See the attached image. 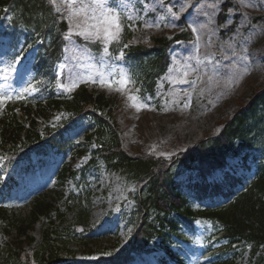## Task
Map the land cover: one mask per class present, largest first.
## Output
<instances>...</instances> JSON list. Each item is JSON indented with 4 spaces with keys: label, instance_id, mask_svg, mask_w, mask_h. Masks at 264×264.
Segmentation results:
<instances>
[{
    "label": "rangeland",
    "instance_id": "obj_1",
    "mask_svg": "<svg viewBox=\"0 0 264 264\" xmlns=\"http://www.w3.org/2000/svg\"><path fill=\"white\" fill-rule=\"evenodd\" d=\"M119 2L120 0H110L113 6ZM152 2L153 0H143V3L150 4ZM165 3H174V0H165ZM250 3L253 4V7L247 8L245 11L249 13L251 23H245L244 27L240 28L241 14L228 12L224 23L220 24L218 21L220 12H218L215 23L210 25V28L216 29V34L211 37L212 45L207 43L209 36L208 30H205L199 41V53L195 51V45L192 43L197 35L193 32V39L190 42L177 43L169 50V66L165 74L158 80L154 96L145 98L139 93L141 97L145 98L148 107L137 111L128 101L125 93L114 90L116 87L114 84L109 87L107 84L86 82L77 86L85 85L95 96L103 95L105 97L107 105L104 103L97 109L103 114L110 113L116 117L120 129L119 138L123 143V148L129 154L153 155L158 159L169 160L177 154L186 152L199 140L220 132L224 122L228 121L239 106L245 102L244 99L249 95L252 86H257L262 82L261 78L264 77L262 76L264 71L262 46L264 42V7L261 5H264V0H250ZM135 7L137 10L142 7L141 0H136ZM220 7L222 8V4ZM192 11L189 8L180 19L188 24L192 18ZM157 13L162 14L159 8L156 13L145 14L140 11L137 14L143 19L125 21L126 26L132 25L130 30L133 34V43L150 45L153 37L171 38L181 29L180 19L172 21L170 17L160 23L159 27L145 28L144 21L155 23ZM256 17L259 18L255 20ZM229 19L232 23L227 24ZM200 22L205 23L207 19L201 16ZM173 23L175 27L172 26ZM225 24L227 27H219ZM238 28L240 35L235 36ZM234 36L237 51H240L242 47L247 48L245 54L248 56L246 63L249 66V71L230 88L223 84V80L227 79L229 73L221 72V85L208 88L205 82L208 76L213 75L212 65L215 61L221 60L224 64L231 62L223 59L222 54L231 57V49L227 48L226 43ZM247 37H251V39L246 40ZM5 40L8 41V39ZM83 40L90 43L78 36L73 37L74 42L64 38L63 56L55 68L57 91H63L65 94L70 93L59 85L69 83L70 77H74L78 73L84 75L96 72H104L105 75L111 73L113 78L118 79L116 73L125 70L133 80L130 68L123 59L105 56L103 45L98 42L90 43L99 48L98 53L94 47L87 49L81 42ZM111 47L112 45L109 46V52ZM195 55H199L203 61L200 66L202 79L193 86L191 81L195 80V75L189 73V76L184 78L182 73L186 70L184 67L186 63L192 64L193 67L197 66L195 60L188 59ZM206 55H208L207 59H205ZM30 56L32 57V50L23 55L16 53V50L7 44H0V90H3L5 95L13 91L12 95L15 96L17 90L27 86L28 83L37 87L38 81L34 80V64ZM61 64L67 65L63 72L59 68ZM12 70L15 71L14 75H12ZM5 72L7 76L4 75ZM166 74L168 75L166 76ZM184 79L189 82H182ZM129 87L138 88L135 83ZM33 95H37V91L25 93L24 98ZM189 97L190 106L185 107ZM14 100L19 99L6 100L3 106H0V115ZM58 117L59 119H57ZM67 118L68 113L65 109L53 108L48 112L36 115L34 121L39 128L46 126L55 128ZM81 126L74 129L75 133H79ZM72 134L74 135V132ZM78 140L86 142L83 136ZM90 142L91 148L94 149L95 139L93 138ZM31 159L30 162H23L12 171L5 170L0 163V194L6 192L4 200L7 201L9 207L6 214L9 220H3L0 215V258L8 257L9 250L12 252L19 249L20 251H31L37 248L43 232L50 222L48 215H52L53 220L58 221V218H55L57 211L54 209L48 214H39L35 218L33 215L34 202L26 201L27 196L34 195L35 199L60 209L66 215L65 220L69 222L73 208L72 194L80 191L82 193L83 190L80 185L82 179L68 178L62 182L58 179L48 181V176L53 170V162L59 161L56 153L49 151L43 157L33 155ZM89 159L90 154L77 155L75 168L84 166ZM228 162L229 164L236 163V159L230 158ZM29 164L36 168L29 169L27 172ZM85 168L86 182L91 193L88 229H78L75 233L83 235L80 238H73L67 247L61 246L62 253L59 255V264H94L99 259H103V261L108 258L118 259L120 254L127 250L134 237L132 226L127 223L125 217L133 207V201L129 197L134 189L133 183L122 171L109 169L103 162L92 168L88 166ZM241 173L242 169L239 168L237 175ZM13 176L16 178L15 180L11 179ZM39 177L42 181H39ZM186 179L184 175H181L179 180L185 185ZM14 216L22 224L18 228L9 225L10 219ZM22 226L25 227L24 230L20 229ZM201 233L199 230L196 234L200 235ZM236 246L235 252L238 253L235 258L236 264H252L251 246L243 244ZM186 248L188 250L181 251L183 255L189 256L191 251H195L194 248V250ZM174 249L177 250V247ZM104 253H110V255H104ZM162 254L163 251L159 249L156 254L137 257L132 264H158V257ZM259 255L260 253H256L254 257L257 258ZM90 257H95V259H89ZM197 261H199L198 253L193 257L192 264H196Z\"/></svg>",
    "mask_w": 264,
    "mask_h": 264
},
{
    "label": "trees",
    "instance_id": "obj_2",
    "mask_svg": "<svg viewBox=\"0 0 264 264\" xmlns=\"http://www.w3.org/2000/svg\"><path fill=\"white\" fill-rule=\"evenodd\" d=\"M229 5L230 2L224 6V11ZM0 17L3 20L0 30L4 34L13 36L17 33L19 35L21 31L26 32L35 43L37 76L41 79L43 92L47 94L46 108L62 106L75 114L89 110L96 122L93 126L97 136L95 156L104 159L110 169L121 170L134 181L136 191L132 198L135 201V210L131 220H134L136 226V237L130 245L131 251L142 252V248H146V244L158 235H162L164 240L169 238L167 230L189 240L192 236L183 226L200 217H210L213 221L216 219L223 222L228 229H232V237L247 238L255 242L264 240V199H262L264 165H261L258 182L232 205V212L230 208L212 212L187 205L186 195L181 193V188L175 182L176 168L197 170L201 180L205 181V176L210 174L211 170L224 166L227 155L238 154L244 148H256L260 146V142L263 143L264 140L261 141L260 137L264 136V86L252 88L249 106L237 112L220 135L206 137L196 142L186 152L177 154L169 160L143 154L131 155L123 148L119 138L120 129L115 119L97 116L91 110L95 102L104 103L103 98H95L85 87L72 94L69 99H61L60 95L55 94L52 82L53 68L62 54V34L66 24L59 20L48 0H0ZM186 37L185 34H181L175 39H187ZM128 40L129 37H125L119 44L112 45V52L117 54L123 50L127 51V59L131 61L133 67H138L144 72V75L141 72L140 76L144 82L143 86L152 92L153 77L165 68L166 50L173 40L163 37L154 38V43L150 47L142 44L133 45ZM20 104V117L16 114L18 111L16 107L13 109L9 107L7 114L0 118V156L5 160L39 146L45 138L47 139V135L38 131L34 122L29 121V124L26 119L28 115L32 118L33 102ZM39 109L45 111V106H40ZM21 135L24 136L23 140ZM59 136L61 135L57 134L50 141L64 157H67L71 151L77 150L73 139ZM255 137H258V140ZM98 157L93 158L92 161L96 162ZM76 173L77 171H72L68 166L61 168L62 178ZM197 186L198 189H203L201 184ZM51 209L50 204L38 201L34 206V215L47 214ZM6 214V209L2 208L0 215L3 220H9ZM57 214L62 222L63 215L60 212ZM72 214L73 227L88 225L89 207L83 206L80 199L75 201ZM11 220L9 224L18 228V218ZM73 227L61 228L52 222L51 226L44 230L38 248L33 252L20 251V249L9 251L8 257L0 258V264H58L62 250L58 244L67 246L75 235L71 229ZM20 229L24 230L25 227L22 226ZM169 252L176 255L179 264H185L181 255L171 250ZM101 262L96 261L94 264ZM256 264H264V255Z\"/></svg>",
    "mask_w": 264,
    "mask_h": 264
},
{
    "label": "snow or ice",
    "instance_id": "obj_3",
    "mask_svg": "<svg viewBox=\"0 0 264 264\" xmlns=\"http://www.w3.org/2000/svg\"><path fill=\"white\" fill-rule=\"evenodd\" d=\"M54 13L59 14V18L67 22V31L64 33V38L67 41L74 42L73 37H83L90 43H99L103 45V53L105 56H111L109 52V46L119 44L122 38V34L125 28V21H134L135 19H143L137 13L142 11L145 14L148 12H157L159 8L160 13H157L156 22L151 23L147 20L144 21L145 28L159 27L160 23H163L166 18L170 17L172 21L180 19V17L191 8L192 18L188 23V28L193 33H196L195 40L192 42L195 45V51L199 53V41L205 30H208V45H212L211 37L216 34L215 28H210V25L215 23V17L220 12L221 4L225 3V0H174V3H165V0H153L152 3H143L141 0L142 7L137 10L136 0H120L118 4L113 6L110 0H48ZM253 7L250 0H234L233 7L228 9L230 14L239 12L241 14L240 28L244 27L245 23H251L249 13L245 11L247 8ZM264 7V5H261ZM205 17L207 22L201 23L200 17ZM232 23L231 19L227 21V24ZM227 24L220 25L219 27H227ZM131 27L132 25H127ZM175 27V24H172ZM257 27V26H254ZM239 28L236 31L235 36H239ZM235 36L230 38L229 42L226 43L227 48L231 49V57L226 54L223 55V59L230 60L229 64H224L221 60H216L212 65L213 75L207 77L206 86L208 88L219 87L221 85L220 73L227 71L229 75L227 79L223 80L225 87L230 88L234 83L241 80L244 75L249 71L247 65L248 56L245 54L247 48L242 47L240 51L236 50L235 47ZM250 40L251 37L245 38ZM87 47V45H84ZM127 47V45H124ZM224 47V45H221ZM124 53L120 51L117 59H123ZM208 55L205 56V59ZM214 59V56L212 57ZM234 58V59H233ZM189 60H195L196 65L193 67L192 64H185V71L182 76L187 78L189 73L195 75V80L191 81L195 86L197 81H201L200 66L203 61L199 55L191 56ZM66 64L59 65L61 72L66 68ZM94 67V66H93ZM168 74H166L167 76ZM117 78H113L112 74L105 75L104 72L77 74L74 77H70L69 83L60 84L59 86L67 91L71 92L80 83L92 82L100 83L101 85L107 84L109 87L116 85L115 91L123 92L127 95L128 101L133 107L139 111L142 108L148 107L145 102V98L140 96V90L132 89L129 85L134 84L135 81L130 78L127 71L121 70L116 73ZM171 78V77H169ZM182 82H189L187 79ZM38 88L28 83L27 86L17 90L15 96L8 94L5 95L3 90H0V106H3L6 100L12 99H23L25 93L36 92ZM151 99V98H147ZM190 97L185 103V107L190 106ZM59 119V117L57 118ZM104 255H110V253H104ZM89 259H95L90 257ZM196 264H199L197 261Z\"/></svg>",
    "mask_w": 264,
    "mask_h": 264
},
{
    "label": "bare ground",
    "instance_id": "obj_4",
    "mask_svg": "<svg viewBox=\"0 0 264 264\" xmlns=\"http://www.w3.org/2000/svg\"><path fill=\"white\" fill-rule=\"evenodd\" d=\"M14 74H15V71L12 70V75H14ZM4 75L7 76V73L5 72ZM0 84H1V81H0Z\"/></svg>",
    "mask_w": 264,
    "mask_h": 264
}]
</instances>
